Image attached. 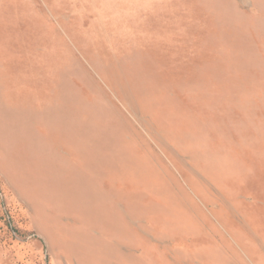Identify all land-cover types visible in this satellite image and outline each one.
<instances>
[{"label":"rangeland","instance_id":"1","mask_svg":"<svg viewBox=\"0 0 264 264\" xmlns=\"http://www.w3.org/2000/svg\"><path fill=\"white\" fill-rule=\"evenodd\" d=\"M0 264H264V0H0Z\"/></svg>","mask_w":264,"mask_h":264}]
</instances>
